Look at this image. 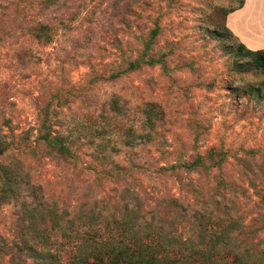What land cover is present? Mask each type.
I'll return each instance as SVG.
<instances>
[{
	"label": "rangeland",
	"instance_id": "obj_1",
	"mask_svg": "<svg viewBox=\"0 0 264 264\" xmlns=\"http://www.w3.org/2000/svg\"><path fill=\"white\" fill-rule=\"evenodd\" d=\"M241 1L0 0V264H41L23 229L93 217L197 246L202 211L264 264V72L226 29Z\"/></svg>",
	"mask_w": 264,
	"mask_h": 264
},
{
	"label": "trees",
	"instance_id": "obj_2",
	"mask_svg": "<svg viewBox=\"0 0 264 264\" xmlns=\"http://www.w3.org/2000/svg\"><path fill=\"white\" fill-rule=\"evenodd\" d=\"M243 4L244 0L237 9ZM237 51L252 58L253 66L264 72V50L253 51L241 43ZM43 140L53 145L58 155L68 153L62 139L46 133ZM6 151L7 147L1 146L0 156ZM195 215L202 220L201 243L197 246L171 245L159 233L155 232L158 235L156 238L151 231H137L131 214H127L121 220H113L111 228L107 222H104V227L94 228L90 223L101 221L93 217L87 226L73 230L23 229V249L41 264H261L241 260L232 253L233 248H228L225 237L238 226L230 215L221 218L206 211L196 212ZM30 220L32 224L48 221L52 227L58 224L55 212L48 213L45 218L33 215Z\"/></svg>",
	"mask_w": 264,
	"mask_h": 264
},
{
	"label": "crops",
	"instance_id": "obj_3",
	"mask_svg": "<svg viewBox=\"0 0 264 264\" xmlns=\"http://www.w3.org/2000/svg\"><path fill=\"white\" fill-rule=\"evenodd\" d=\"M229 30L253 51L264 50V0H244L226 19Z\"/></svg>",
	"mask_w": 264,
	"mask_h": 264
}]
</instances>
